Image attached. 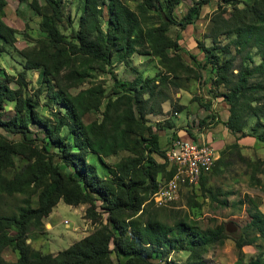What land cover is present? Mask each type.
<instances>
[{
  "label": "trees",
  "instance_id": "obj_1",
  "mask_svg": "<svg viewBox=\"0 0 264 264\" xmlns=\"http://www.w3.org/2000/svg\"><path fill=\"white\" fill-rule=\"evenodd\" d=\"M43 1H29L41 17L43 36L19 50L23 71L15 78L17 87L9 85L13 77L2 73L0 79V128L13 135L10 139L0 132V197L21 196L14 210L0 213V264H159L155 259L168 264L174 249L188 252L186 264H207L208 248L223 244L229 235L224 224L203 230L186 214L153 204L174 168L168 167L166 148L158 142L162 124L149 116L162 115L161 103L171 100L164 90L180 87L184 76V81L201 83L209 96L201 103L209 111L202 125H209L208 119L220 122L210 112L212 99L227 104L223 124L236 141L220 150L214 162L218 169L226 164L225 155L237 153L246 162L239 152L243 137L264 147V0H217L204 41L196 39L201 59L180 44L181 32L200 19L211 0H191L179 19L174 11L181 0H130L133 7L127 0H68L76 20L70 13L65 16L64 0ZM6 5L7 0H0V56L17 35L4 20ZM171 25L179 26L173 37ZM115 54L126 64L134 54L151 56L160 69L154 77L136 71L132 80L121 81L112 71ZM30 70L39 71L40 85L32 94L26 91L25 72ZM93 72L108 73L110 86L104 79H91ZM85 82L89 85L79 88ZM43 87L53 107L45 117L38 111ZM8 104L13 114L4 118ZM180 108L171 104L173 112ZM89 113L98 117L86 122ZM31 125L42 138L30 136ZM262 160L246 162L253 175L264 174ZM210 172L201 175L199 184L214 198L205 187ZM60 200L87 204L85 218L96 225L56 253L36 250L31 240L26 242L29 229L43 228ZM248 217L235 238L234 264H245L243 247L258 239L262 249L249 257L252 264H264V213L253 205ZM6 247L16 253L14 261L2 257Z\"/></svg>",
  "mask_w": 264,
  "mask_h": 264
},
{
  "label": "rangeland",
  "instance_id": "obj_2",
  "mask_svg": "<svg viewBox=\"0 0 264 264\" xmlns=\"http://www.w3.org/2000/svg\"><path fill=\"white\" fill-rule=\"evenodd\" d=\"M29 1L19 3L17 0H7V5L5 7L4 20L8 25L16 29L17 35L15 44L7 47L6 51L0 56V79L3 80L2 73H4L5 76L13 77V81L9 82V85L13 88L17 87L15 78L19 77L20 72L23 71V58L19 50L34 46L36 40L43 36L39 28L41 17L29 5ZM127 2L133 7L134 3L132 1L127 0ZM43 3V0H39V4ZM64 3L66 4L64 11L65 16L70 13L71 17L76 20L77 16L74 14V10H69L70 7H67L68 0H64ZM218 3H221V0H218ZM190 4L191 0H181L174 11L175 16L178 19L181 18ZM216 7L217 0H211L210 5H204L202 7L200 19L194 23V26H189L187 30L184 31L182 39L180 40L181 45L193 52L194 45L196 44L195 39L204 41V35L207 32L209 24V17L213 14L212 11ZM178 31V25H171L168 33L173 37ZM205 43L208 44L209 39H206ZM118 57V54H115L112 59V63L114 64L112 66V71L121 81L132 80L136 75V71L142 72L144 76L154 77L156 72L160 69L156 58L151 56L134 54L128 64L118 62ZM239 61L240 57H237L235 65H237ZM258 61L259 58L255 57V62ZM25 79L29 82L26 91L32 94L40 85L39 71H26ZM91 79H104L105 86H110L112 82V78L108 73L93 72ZM179 84L186 87L184 76ZM193 84L196 85L193 87ZM88 85L89 83L85 82L79 88H84ZM189 88L196 89V96L202 97L201 95H207L202 84L198 83V81L193 83V79L187 82L186 89ZM176 90L177 88L170 86L169 89L164 90V92L173 100L174 97H176ZM40 96L38 111L44 117L50 116L53 107L51 99L46 95V87L42 88ZM181 113L182 118H185L186 113ZM12 114L11 104H8L5 108L3 117L9 118ZM96 117H98L97 113H89L84 116V120L88 122ZM253 122V119L250 120L248 127ZM0 132L10 139L13 137L11 133L1 128ZM31 132L30 136L32 137H43V133L34 125H31ZM241 142L244 147L240 148L239 152L245 157L246 162L250 161L254 163V161L259 158L263 161L264 147L262 144L260 145L257 143L253 137H245L241 139ZM224 158L223 160H227L226 164L222 163L223 165L219 169L218 164L213 165V169L210 170L211 172L208 174V180L205 182V187L214 193V198L204 193L198 181V183L194 185H181L178 198L166 207L167 210H174L175 213L181 216L186 214L190 220L194 221L196 225L203 230L214 228L219 224H224L226 227L228 223H232L235 227V231L233 232H227L225 229L229 238L226 239L223 244H214L208 248L205 253L207 264H234L238 257L235 238L239 234H242L243 228L249 220V209L253 208V205H255L264 213V174L257 173L253 175L251 166L241 161L237 153L225 155ZM116 160H118V157L108 159L110 163ZM168 167L173 168L170 164ZM257 178H259L258 180H260V182L256 180ZM224 200L225 204L222 203ZM20 203L21 196L19 195L13 197L2 195L0 197V213H9L14 210L15 205ZM87 206V204L71 206L60 200L52 209L49 216L44 219L45 224L43 228L36 229L35 227H31V229H29L30 239L28 238L26 242H30L31 240L32 246L36 250H40L44 253H56L68 247L74 241L80 239L82 235H86L96 225V223H93L90 219L85 218ZM167 221L168 223H172V219H168ZM49 223L50 225H48ZM262 244V240L258 239L255 243L243 247V252L247 254L244 261L245 264H252V260L249 256H255L258 251L262 249ZM1 254L5 260L14 261L16 259V253L10 247H6ZM187 255L188 252L186 251L174 249L169 253L166 261L168 264H186ZM112 258L115 262H120L114 254H112ZM155 262L165 264L164 260L159 261V259H155Z\"/></svg>",
  "mask_w": 264,
  "mask_h": 264
},
{
  "label": "crops",
  "instance_id": "obj_3",
  "mask_svg": "<svg viewBox=\"0 0 264 264\" xmlns=\"http://www.w3.org/2000/svg\"><path fill=\"white\" fill-rule=\"evenodd\" d=\"M189 26H187L186 29L181 32V39L184 31L187 30ZM194 46L195 47L193 48V52L190 51L187 47H183L186 50H189L191 53L196 54L198 58L201 59L203 53L199 51L197 47V42ZM187 61L190 62V60ZM189 80H185L186 87L180 85V87L177 88L175 92L176 97H174L173 100L161 103L163 112L162 115L159 114L149 116L152 122H160L162 124V129L158 131L159 145L160 147L165 149L169 144V141H173L175 139H181L186 141L194 140L198 143L211 145L216 150L219 156V151L224 148L226 144H231L236 141L234 134H232L223 124V121H225L228 116L227 104L221 98L212 99L210 105V112H214V114L217 115L216 118H218L220 122L214 123L213 121L210 122L211 119H208L207 122H209V125H202L200 121L209 113V111L202 107L201 103L208 100L209 96L201 95L203 97L202 98L196 96V89H186L187 82ZM193 83H195V80H193ZM195 85L196 84H193V87ZM175 103L181 106L179 112L171 111V104ZM181 112L186 113L185 118H182ZM191 134L195 137V139L194 137H192ZM241 139L238 140V143L240 145H242ZM157 160L164 161L163 158H157ZM48 225H50V223Z\"/></svg>",
  "mask_w": 264,
  "mask_h": 264
},
{
  "label": "built area",
  "instance_id": "obj_4",
  "mask_svg": "<svg viewBox=\"0 0 264 264\" xmlns=\"http://www.w3.org/2000/svg\"><path fill=\"white\" fill-rule=\"evenodd\" d=\"M165 155L174 172L152 199L157 206H167L174 201L181 185L197 184L199 176L210 171L218 158V153L211 145L181 139L169 142Z\"/></svg>",
  "mask_w": 264,
  "mask_h": 264
},
{
  "label": "water",
  "instance_id": "obj_5",
  "mask_svg": "<svg viewBox=\"0 0 264 264\" xmlns=\"http://www.w3.org/2000/svg\"><path fill=\"white\" fill-rule=\"evenodd\" d=\"M227 232H233L235 231V227L232 225V223H228L225 227Z\"/></svg>",
  "mask_w": 264,
  "mask_h": 264
},
{
  "label": "bare ground",
  "instance_id": "obj_6",
  "mask_svg": "<svg viewBox=\"0 0 264 264\" xmlns=\"http://www.w3.org/2000/svg\"><path fill=\"white\" fill-rule=\"evenodd\" d=\"M201 176H199V179H200ZM179 196V191L176 193V198H178ZM157 206V205H156Z\"/></svg>",
  "mask_w": 264,
  "mask_h": 264
}]
</instances>
